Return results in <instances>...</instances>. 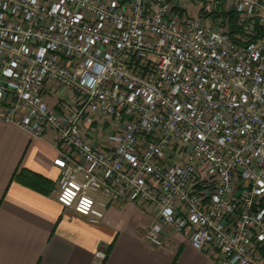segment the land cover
Wrapping results in <instances>:
<instances>
[{"label":"built area","instance_id":"2783aa9c","mask_svg":"<svg viewBox=\"0 0 264 264\" xmlns=\"http://www.w3.org/2000/svg\"><path fill=\"white\" fill-rule=\"evenodd\" d=\"M190 2L198 17L173 0H0V120L55 135L58 202L89 223L152 205L149 245L170 227L218 264H264V3Z\"/></svg>","mask_w":264,"mask_h":264},{"label":"crops","instance_id":"0c3cea01","mask_svg":"<svg viewBox=\"0 0 264 264\" xmlns=\"http://www.w3.org/2000/svg\"><path fill=\"white\" fill-rule=\"evenodd\" d=\"M173 3L198 17L190 0ZM45 98L51 107L58 104L54 96ZM60 150L53 133L35 138L0 120V264H218L213 249L196 250L170 227L163 247L146 243L144 233L157 223L152 205L121 202L99 225L63 207L54 166Z\"/></svg>","mask_w":264,"mask_h":264}]
</instances>
